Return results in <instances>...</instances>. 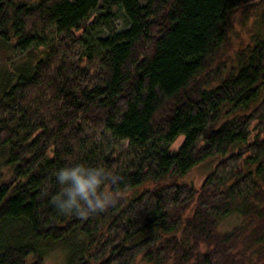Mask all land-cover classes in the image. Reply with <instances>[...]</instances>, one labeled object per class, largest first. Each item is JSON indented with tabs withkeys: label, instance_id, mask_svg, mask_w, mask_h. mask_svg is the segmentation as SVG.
<instances>
[{
	"label": "trees",
	"instance_id": "trees-1",
	"mask_svg": "<svg viewBox=\"0 0 264 264\" xmlns=\"http://www.w3.org/2000/svg\"><path fill=\"white\" fill-rule=\"evenodd\" d=\"M256 1L0 0V46L13 53L0 63V264L60 253L63 264H264ZM238 11L255 21L242 48L230 39ZM87 131L126 142L134 162L110 153L90 166ZM206 163L197 187L181 182ZM74 164L117 177L104 211L58 209L55 174Z\"/></svg>",
	"mask_w": 264,
	"mask_h": 264
},
{
	"label": "rangeland",
	"instance_id": "rangeland-1",
	"mask_svg": "<svg viewBox=\"0 0 264 264\" xmlns=\"http://www.w3.org/2000/svg\"><path fill=\"white\" fill-rule=\"evenodd\" d=\"M21 1L33 3L38 0ZM253 1L257 2L256 0ZM244 17L247 16H243V11H238L233 17V26L232 30L230 31V39L231 44L237 48H242L247 42H249V32L251 33L253 24L255 22L253 17H250L248 19H245ZM114 25L117 26V28H120L121 20L115 21ZM51 34L52 32L50 31L46 32L47 36H50ZM106 35L107 33L103 31L102 36L105 37ZM40 50L43 52V49ZM37 54H39V51H36L34 53V56L36 57ZM9 57H13V53H10V51L8 50L5 51V49L0 46V63H3ZM20 57L16 56L13 59H10L9 62L15 61ZM85 139L87 142L86 159L90 166L99 163L110 153L112 154L113 158H118L120 160L119 163L121 164L123 169H127L128 166L135 160L136 153L129 148V145L126 142L115 141L108 134L102 135L87 131L85 133ZM182 141V138L179 139L175 142V144L170 146V148L176 150L181 145ZM210 166H212L210 163H206L204 166L202 165L199 169H195L190 175H188L186 179L183 178L181 182L185 181L187 184L197 187L201 181L202 176L206 175V171L210 168ZM234 222H236L234 216L228 217L227 219L223 220V222L220 224V227L222 229H226ZM62 256L63 253L55 255L52 254L47 258L45 264H63L64 257Z\"/></svg>",
	"mask_w": 264,
	"mask_h": 264
},
{
	"label": "clouds",
	"instance_id": "clouds-1",
	"mask_svg": "<svg viewBox=\"0 0 264 264\" xmlns=\"http://www.w3.org/2000/svg\"><path fill=\"white\" fill-rule=\"evenodd\" d=\"M56 181L62 186L57 207L62 213L87 217L104 211L114 202V195L103 187L116 183L117 177L101 168L74 164L60 168Z\"/></svg>",
	"mask_w": 264,
	"mask_h": 264
},
{
	"label": "flooded vegetation",
	"instance_id": "flooded-vegetation-1",
	"mask_svg": "<svg viewBox=\"0 0 264 264\" xmlns=\"http://www.w3.org/2000/svg\"><path fill=\"white\" fill-rule=\"evenodd\" d=\"M39 1V0H38ZM38 1H35V2H38Z\"/></svg>",
	"mask_w": 264,
	"mask_h": 264
}]
</instances>
